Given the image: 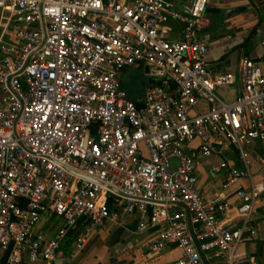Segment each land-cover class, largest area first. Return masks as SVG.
<instances>
[{"label":"built area","instance_id":"built-area-1","mask_svg":"<svg viewBox=\"0 0 264 264\" xmlns=\"http://www.w3.org/2000/svg\"><path fill=\"white\" fill-rule=\"evenodd\" d=\"M177 1L0 0V247L13 242L0 264L49 263L81 225L75 256L94 230L129 215L139 229L159 227L153 254L166 245L179 249L168 264H203L178 203L188 209L210 264H264L238 250L256 234L264 157L256 175L243 169L226 175L223 190L249 180L234 189L236 203L198 186V167L212 154L215 135L227 137L246 163L245 147L264 140V70L249 57L236 73L208 68L209 0ZM170 20L181 24L180 38L169 37ZM260 48L264 62V34ZM138 65L157 79L140 102L119 78ZM236 79L240 90L227 102L217 89ZM200 100L207 109L196 112ZM226 166L221 161L211 171ZM228 211L239 218L236 227L228 226ZM45 213L63 220L49 238L38 228Z\"/></svg>","mask_w":264,"mask_h":264},{"label":"crops","instance_id":"crops-1","mask_svg":"<svg viewBox=\"0 0 264 264\" xmlns=\"http://www.w3.org/2000/svg\"><path fill=\"white\" fill-rule=\"evenodd\" d=\"M179 2V0L177 1ZM179 4V3H178ZM238 8L226 16L229 9ZM209 25L205 33L209 34L208 52L205 62L208 68L214 72H237L238 62L242 57H249L259 62L264 70L263 55L260 41L264 34V0H209L205 12ZM169 37L180 38L181 24L170 20ZM143 68L144 65L133 66ZM128 69V68H127ZM121 71L119 78L122 87L136 102L143 98L145 89L154 84L157 79L150 78L135 82L137 76L132 79L131 71ZM150 79L152 81H150ZM150 81V82H149ZM233 89L232 99L228 95H221L219 89ZM240 84L238 79L231 86L220 87L218 94L227 102L234 100ZM225 93V91H223ZM207 109V103L200 100L195 108L196 112ZM196 142V141H195ZM248 162L239 159L236 149L230 144L224 135H215L213 139V152L202 159L198 167V186L206 196H214L222 193L232 203H236L233 191L236 187H248L249 180L243 177L237 180L234 186L222 189L226 175L230 170L243 169L256 175L261 169L260 157H264V140H256L252 145L245 147ZM225 161L227 166L218 172L211 171V166ZM257 178V177H256ZM228 226L236 227L240 220L234 217V211L226 214ZM252 221L256 227V234L245 236L239 245V252L248 258H253L259 263L264 262V191L253 211ZM63 224L61 217L52 213L42 215L38 228L47 238L53 237L55 232ZM136 215H129L122 224H104L94 230L87 238L83 250L71 255L74 242V233H69L60 243L55 257L49 262L30 263L27 259H20L17 264H168L179 256V249L174 245H166L158 254L150 250V243L158 231V226H147L139 229ZM6 248L0 247V263H4ZM210 264L213 257L205 254Z\"/></svg>","mask_w":264,"mask_h":264},{"label":"water","instance_id":"water-1","mask_svg":"<svg viewBox=\"0 0 264 264\" xmlns=\"http://www.w3.org/2000/svg\"><path fill=\"white\" fill-rule=\"evenodd\" d=\"M239 10H241V9H238V8L229 9V10L226 12L225 15H226V16H229V14H231V13H234V12L238 13ZM30 56H31V54H29V55L27 56V58L25 59V61H24V63H23V66H22V69H21V70H23V68L27 65V63H28V61H29V59H30ZM132 69H133V66L129 67V68L127 69V72H128V71H131ZM147 71H148V68H147L146 66H144V72L146 73ZM8 81H9V79H8ZM19 144H21V143H19ZM21 145H22V144H21ZM65 168H66L67 170L71 171L68 167L65 166ZM71 172L74 173V171H71ZM80 176L83 177L84 179L94 181V179L91 178V177L84 176V175H80ZM101 184H102L103 186L107 187L110 191H112V192H114V193H116V194H118V195L125 196L124 193H122V192H121L119 189H117L116 187L111 186V185H108V184H105V183H101ZM178 205L181 206V207L184 209V211L186 212V222H187L188 232H189V235H190V237H191V240H192L193 244L195 245V247H196V249H197V252H198V254H199V256H200V259H201L202 263H203V264H209L208 261H207V259H206V257H205V254H204L203 251L200 249V247H199V243H198V241L196 240V237H195V235H194V232H193V229H192V224H191V219H190V213H189L188 209L186 208V206L184 205V203H178ZM12 246H13V242H10V243L7 245L6 250H5V255H4V261H6L7 257L9 256V254H10V252H11V249H12Z\"/></svg>","mask_w":264,"mask_h":264},{"label":"rangeland","instance_id":"rangeland-1","mask_svg":"<svg viewBox=\"0 0 264 264\" xmlns=\"http://www.w3.org/2000/svg\"><path fill=\"white\" fill-rule=\"evenodd\" d=\"M131 76L132 79L137 76V79L135 82H141L142 80L148 79V77L144 74V69L143 68H133L131 71ZM227 87V86H224ZM221 91V95H228L230 99H232L231 94L234 93L233 89H227V88H221L219 89ZM225 91V93H223ZM0 97H1V92H0Z\"/></svg>","mask_w":264,"mask_h":264},{"label":"trees","instance_id":"trees-1","mask_svg":"<svg viewBox=\"0 0 264 264\" xmlns=\"http://www.w3.org/2000/svg\"><path fill=\"white\" fill-rule=\"evenodd\" d=\"M150 81H152V80L150 79ZM150 81H149V82H150ZM155 83H157V81H154V84H155ZM151 85H153V84H151ZM80 226H81V225H78L74 230H71L69 233H75V232L80 228Z\"/></svg>","mask_w":264,"mask_h":264}]
</instances>
